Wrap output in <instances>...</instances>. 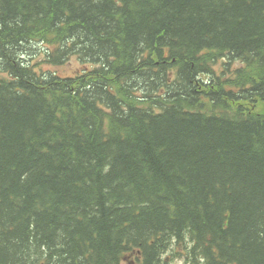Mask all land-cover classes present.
<instances>
[{"label": "trees", "instance_id": "trees-1", "mask_svg": "<svg viewBox=\"0 0 264 264\" xmlns=\"http://www.w3.org/2000/svg\"><path fill=\"white\" fill-rule=\"evenodd\" d=\"M261 102L264 0H0V264H264Z\"/></svg>", "mask_w": 264, "mask_h": 264}, {"label": "rangeland", "instance_id": "rangeland-1", "mask_svg": "<svg viewBox=\"0 0 264 264\" xmlns=\"http://www.w3.org/2000/svg\"><path fill=\"white\" fill-rule=\"evenodd\" d=\"M222 64V63H221ZM239 65V64H238ZM79 64L76 59H73L71 62H68L64 67H59L57 70L63 74H72L76 71L78 68ZM218 70H220L221 66H217ZM260 110H264V102H261L260 105ZM168 259H167V264H190L185 261L184 258L174 256L173 254H168Z\"/></svg>", "mask_w": 264, "mask_h": 264}, {"label": "bare ground", "instance_id": "bare-ground-1", "mask_svg": "<svg viewBox=\"0 0 264 264\" xmlns=\"http://www.w3.org/2000/svg\"><path fill=\"white\" fill-rule=\"evenodd\" d=\"M39 31V30H38Z\"/></svg>", "mask_w": 264, "mask_h": 264}]
</instances>
